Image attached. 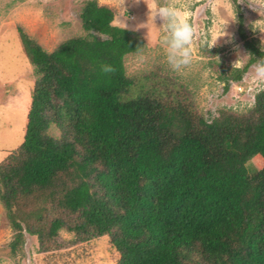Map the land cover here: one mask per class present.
<instances>
[{
  "label": "trees",
  "instance_id": "16d2710c",
  "mask_svg": "<svg viewBox=\"0 0 264 264\" xmlns=\"http://www.w3.org/2000/svg\"><path fill=\"white\" fill-rule=\"evenodd\" d=\"M230 1L251 58L224 90L264 57ZM79 21L84 35L51 52L17 29L35 80L23 140L0 163L9 252L24 232L43 250L65 230L107 237L115 264H264V90L246 113L206 120L170 82L125 75L124 57L145 43L111 9L86 0ZM254 157L261 169L247 170Z\"/></svg>",
  "mask_w": 264,
  "mask_h": 264
},
{
  "label": "rangeland",
  "instance_id": "374dc122",
  "mask_svg": "<svg viewBox=\"0 0 264 264\" xmlns=\"http://www.w3.org/2000/svg\"><path fill=\"white\" fill-rule=\"evenodd\" d=\"M86 0H0V163L13 153L23 140L26 115L30 105L35 75L25 57L18 37L21 29L44 51L51 52L59 43L84 35L79 13ZM113 12V25L123 16L120 0H94ZM242 15L246 39L264 51V0H236ZM147 2V0H146ZM170 3L193 27L192 58L183 69L173 70L161 44L162 21H152L143 0H125L126 10L120 17L125 29L137 32L145 49L124 57L125 75L129 78L165 80L183 93L196 115L208 120L216 111L246 113L254 95L264 90V83L253 78L250 65L238 84L224 90L222 79L232 69H241L248 61L247 52L237 35L236 13L230 0H161ZM150 7V5H149ZM139 25H142L139 27ZM161 27V28H160ZM148 81V80H146ZM48 135L58 138L54 126ZM262 160L252 158L247 170H260ZM31 206V205H30ZM0 205V264H115L117 254L107 237L77 242L75 237L60 230L53 243L40 246L34 236L23 233V245L15 254L8 244L13 237Z\"/></svg>",
  "mask_w": 264,
  "mask_h": 264
},
{
  "label": "clouds",
  "instance_id": "9594fccd",
  "mask_svg": "<svg viewBox=\"0 0 264 264\" xmlns=\"http://www.w3.org/2000/svg\"><path fill=\"white\" fill-rule=\"evenodd\" d=\"M124 2L125 0H120V11L123 12V16H118L116 19V22L122 24L123 28L126 27V24L121 21L120 17H125L126 10L121 9ZM143 2L149 9L152 21L158 17L163 22L161 44L166 50L167 63L173 70L183 69L191 62L194 34L192 25L186 18H183L186 14L181 13L170 3H162L161 0H147V2L143 0ZM248 57L251 58V56ZM252 69L253 78L257 83H264V57L255 60ZM102 71L109 74L113 73L115 69L110 65H103Z\"/></svg>",
  "mask_w": 264,
  "mask_h": 264
}]
</instances>
